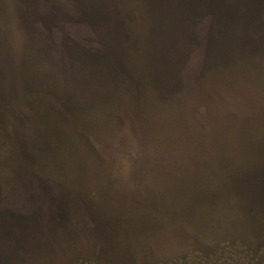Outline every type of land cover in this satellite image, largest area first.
Segmentation results:
<instances>
[{"label":"rangeland","instance_id":"1","mask_svg":"<svg viewBox=\"0 0 264 264\" xmlns=\"http://www.w3.org/2000/svg\"><path fill=\"white\" fill-rule=\"evenodd\" d=\"M214 3L140 58L0 0V264H264V0Z\"/></svg>","mask_w":264,"mask_h":264},{"label":"trees","instance_id":"2","mask_svg":"<svg viewBox=\"0 0 264 264\" xmlns=\"http://www.w3.org/2000/svg\"><path fill=\"white\" fill-rule=\"evenodd\" d=\"M13 1L16 3L17 11L20 16L24 18V20L27 18L28 22H33L34 20V22L38 21V23L43 17H48L49 20H52L51 18L56 19L57 17L62 18L64 14H60L58 8H61L62 1H66L72 11V13L70 12L68 15L65 14V16L69 17L66 18L69 19L71 26L74 27V32L85 28L89 29V32L85 34V38H83V36L81 38L83 39V42L88 43V46L86 47H91L93 52L96 51V49L98 50L99 47H104V44H111V41L114 39L111 34V30L114 28H111L110 25L113 20L116 19L118 25L116 30L118 33L122 34L124 40H128L133 43L134 47L139 51L138 56L140 58L144 56L141 51V47L145 45L146 41L151 45L162 43L165 38L169 41L171 39L170 34L173 29H179L186 26L185 19L182 16L183 11L186 10L185 14L188 12L189 14H193L200 8L202 11L200 13V19L204 20V24H214V13L217 10L214 3L215 0ZM178 10L181 11L179 12ZM41 11H43L44 14H42ZM197 23H199V20H197ZM200 24L203 25V22L200 21ZM116 33L117 32H115V36ZM93 52L89 55L92 56ZM11 97L14 100V96H12V94ZM2 106L4 111H0V126L7 128L13 125L14 127V124H12L9 120V116L12 118L13 116H19L17 119H21L20 124L23 123L22 121L24 120V115L18 108L14 107L13 104L8 105V107L5 105ZM5 166L6 165L0 164V184H6V187H8L9 179L15 181L16 183L18 181L14 177L7 178L8 175L5 172ZM4 206L5 205H2L0 207L5 208L6 206ZM21 246H23V244H18L16 248Z\"/></svg>","mask_w":264,"mask_h":264},{"label":"water","instance_id":"3","mask_svg":"<svg viewBox=\"0 0 264 264\" xmlns=\"http://www.w3.org/2000/svg\"><path fill=\"white\" fill-rule=\"evenodd\" d=\"M215 6L217 7V10L227 9V4L225 3H220L218 4V6L215 4ZM178 11L180 12L181 10ZM185 12L186 10L182 12V16H184ZM188 25L189 24L186 23L187 27H189ZM1 211H3L2 208H0V255L5 257V255H7V252L13 250L19 243L22 242V239L16 234L24 231L25 225L22 224V221L20 219H15L16 221H13L12 223L9 222L6 214Z\"/></svg>","mask_w":264,"mask_h":264}]
</instances>
